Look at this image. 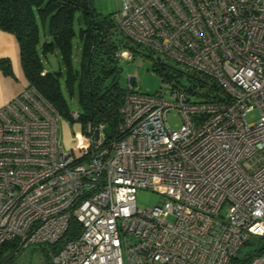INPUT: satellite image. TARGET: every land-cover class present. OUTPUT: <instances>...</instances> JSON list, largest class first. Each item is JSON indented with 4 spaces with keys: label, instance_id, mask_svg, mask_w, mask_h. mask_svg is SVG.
Wrapping results in <instances>:
<instances>
[{
    "label": "built area",
    "instance_id": "1",
    "mask_svg": "<svg viewBox=\"0 0 264 264\" xmlns=\"http://www.w3.org/2000/svg\"><path fill=\"white\" fill-rule=\"evenodd\" d=\"M112 18L195 76L172 69L156 94L130 76L110 136L76 110L63 118L31 85L1 106L0 246H58L54 264H230L264 237V0H121ZM59 122L76 124L68 143ZM138 188L163 197L140 209ZM71 220L79 231L64 239Z\"/></svg>",
    "mask_w": 264,
    "mask_h": 264
},
{
    "label": "trees",
    "instance_id": "2",
    "mask_svg": "<svg viewBox=\"0 0 264 264\" xmlns=\"http://www.w3.org/2000/svg\"><path fill=\"white\" fill-rule=\"evenodd\" d=\"M77 13L81 59L76 67L71 55L76 36L73 23ZM39 24L47 26L49 35L48 40L41 44ZM0 29L14 34L29 85L63 118L69 119V109L61 90L62 78L69 95L72 97L77 93L81 108L79 122L83 126L104 123L114 130L120 119L119 108L125 93V88L119 83L117 53L132 41L118 29L112 14L97 12L92 0H0ZM133 44L129 50L137 52L138 48L144 49ZM55 49L60 53L63 70L46 71L41 56ZM0 69L4 74L12 73L8 58H0ZM165 70L164 66L158 68L159 73L166 76L168 72ZM42 71L44 74H41ZM79 228V223L71 220L64 239L74 237ZM250 244L248 241L244 246ZM242 248L230 264H248L264 251V237H259L250 250L243 252ZM15 250L10 243L1 245L0 264L10 262L18 252Z\"/></svg>",
    "mask_w": 264,
    "mask_h": 264
},
{
    "label": "rangeland",
    "instance_id": "3",
    "mask_svg": "<svg viewBox=\"0 0 264 264\" xmlns=\"http://www.w3.org/2000/svg\"><path fill=\"white\" fill-rule=\"evenodd\" d=\"M121 0H92V5L95 10L101 14H113L120 6ZM79 14H76L74 19L73 27L76 32V36L73 39L72 47V63L74 66H79L81 59V44L78 41L77 33L79 30ZM39 38L40 44L43 41L48 40V29L47 26L43 27L39 24ZM134 45L132 42L127 47H122L129 51L131 57L127 58L125 56L119 57L118 64L120 67V77L119 83L123 88L128 86V79L130 76L133 77V85L137 91L147 94H156L163 91L167 85L174 84L177 75L172 71V69L182 70L185 68L177 63L175 60L169 58L161 53H151L145 49L138 48L137 52L129 50L130 46ZM42 63L45 69L48 70H63L62 59L60 53L57 49L47 55H42ZM161 66L165 67V72L168 75L159 73L158 68ZM187 75L190 74L193 77L195 74L184 71ZM181 84L189 85L187 82V76H179ZM193 89H200L201 86L198 85L197 81H193ZM61 90L64 98L67 101L69 112L71 110H76L81 112V108L78 102L77 93L71 97L67 92L65 87L64 79H61ZM204 92L207 90L205 87H201ZM201 96L194 97V100H198ZM260 112L256 106L251 107L246 112V119L249 122L256 121L259 118ZM168 123L172 129H178L182 123L180 114L176 109L169 112ZM76 124H63L59 122V129L64 132L65 143L69 142V135H74V130H76ZM70 131V134H69ZM83 137L86 138V134L83 133ZM136 205L138 208L143 209L145 207H153L156 205L163 197L158 192L152 190L151 188H138L135 194ZM257 236L251 237V244L246 245L242 248L243 252H246L255 246L258 242ZM13 247V246H12ZM58 246H53L49 244L40 245H30L26 248L19 250L16 255L11 259L10 262L6 264H54L52 260L53 253L56 252Z\"/></svg>",
    "mask_w": 264,
    "mask_h": 264
},
{
    "label": "crops",
    "instance_id": "4",
    "mask_svg": "<svg viewBox=\"0 0 264 264\" xmlns=\"http://www.w3.org/2000/svg\"><path fill=\"white\" fill-rule=\"evenodd\" d=\"M0 58L9 59L12 71L11 74H4L0 69L1 107L29 85L21 66L18 42L14 34L3 29H0Z\"/></svg>",
    "mask_w": 264,
    "mask_h": 264
},
{
    "label": "water",
    "instance_id": "5",
    "mask_svg": "<svg viewBox=\"0 0 264 264\" xmlns=\"http://www.w3.org/2000/svg\"><path fill=\"white\" fill-rule=\"evenodd\" d=\"M105 131H106V134H107L108 136H110V134H111V128H110L109 125H106V126H105Z\"/></svg>",
    "mask_w": 264,
    "mask_h": 264
}]
</instances>
